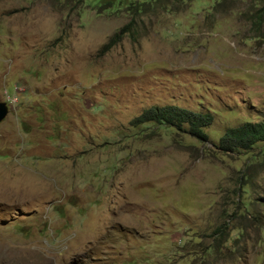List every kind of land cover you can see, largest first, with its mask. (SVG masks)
<instances>
[{
  "label": "rangeland",
  "instance_id": "obj_1",
  "mask_svg": "<svg viewBox=\"0 0 264 264\" xmlns=\"http://www.w3.org/2000/svg\"><path fill=\"white\" fill-rule=\"evenodd\" d=\"M0 101V264H264V0H0Z\"/></svg>",
  "mask_w": 264,
  "mask_h": 264
},
{
  "label": "trees",
  "instance_id": "obj_2",
  "mask_svg": "<svg viewBox=\"0 0 264 264\" xmlns=\"http://www.w3.org/2000/svg\"><path fill=\"white\" fill-rule=\"evenodd\" d=\"M129 25L121 27L103 46L102 51H108L117 45L125 35L130 34L131 27ZM213 119V115L209 111L194 112L180 106L166 104L142 110L130 120V124L132 127L147 124L173 127L199 142H205L208 139L205 129L212 124ZM258 142H264V119L247 121L232 128L227 127L214 145L219 151L229 154L247 151Z\"/></svg>",
  "mask_w": 264,
  "mask_h": 264
},
{
  "label": "water",
  "instance_id": "obj_3",
  "mask_svg": "<svg viewBox=\"0 0 264 264\" xmlns=\"http://www.w3.org/2000/svg\"><path fill=\"white\" fill-rule=\"evenodd\" d=\"M10 112V107L5 101H0V123L5 120Z\"/></svg>",
  "mask_w": 264,
  "mask_h": 264
}]
</instances>
